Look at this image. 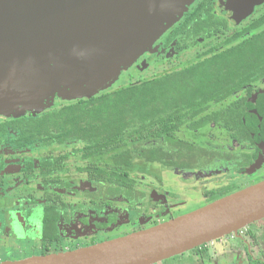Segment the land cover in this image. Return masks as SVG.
I'll list each match as a JSON object with an SVG mask.
<instances>
[{
    "label": "flooded vegetation",
    "instance_id": "af4514ba",
    "mask_svg": "<svg viewBox=\"0 0 264 264\" xmlns=\"http://www.w3.org/2000/svg\"><path fill=\"white\" fill-rule=\"evenodd\" d=\"M241 15L230 0H196L145 55L157 71L150 79L181 81L190 98L180 97L189 101L179 114L157 112L135 169H113V152L88 150L84 134L62 142L61 123L46 127L45 114L86 99L0 114V264L149 230L264 182V50L255 46L264 44V3ZM123 143L115 153L127 152V135ZM156 264H264V219Z\"/></svg>",
    "mask_w": 264,
    "mask_h": 264
},
{
    "label": "water",
    "instance_id": "95a60500",
    "mask_svg": "<svg viewBox=\"0 0 264 264\" xmlns=\"http://www.w3.org/2000/svg\"><path fill=\"white\" fill-rule=\"evenodd\" d=\"M194 0H0V111L36 115L92 97L180 21ZM264 0H230L246 17ZM264 219V182L149 230L2 264H156Z\"/></svg>",
    "mask_w": 264,
    "mask_h": 264
},
{
    "label": "trees",
    "instance_id": "16d2710c",
    "mask_svg": "<svg viewBox=\"0 0 264 264\" xmlns=\"http://www.w3.org/2000/svg\"><path fill=\"white\" fill-rule=\"evenodd\" d=\"M255 46L264 50V44L261 42L257 41ZM259 58L260 55L254 57L257 66L261 65ZM205 80L204 83L207 84ZM187 91V86L181 81L175 82L171 78L160 81L150 79L51 111L42 119L51 123L47 128L58 130L59 123L65 127L61 141L84 134L88 150L106 148L103 155L113 152V169L121 168L122 164L126 163L127 168L132 170L135 169L133 162L139 154L136 145L153 138V123L157 112L167 115L183 112L178 107L188 103V99L180 98H190L189 94H186ZM126 135L129 144L127 152L115 153L124 144ZM161 136L169 139V136ZM152 154L153 152H150V155ZM153 160L152 157L149 162ZM113 176L116 177V174Z\"/></svg>",
    "mask_w": 264,
    "mask_h": 264
},
{
    "label": "rangeland",
    "instance_id": "374dc122",
    "mask_svg": "<svg viewBox=\"0 0 264 264\" xmlns=\"http://www.w3.org/2000/svg\"><path fill=\"white\" fill-rule=\"evenodd\" d=\"M195 1L196 0H194V2ZM190 6H189V8H190ZM189 8H188V10H189ZM156 42L157 41H155V43ZM155 43L152 45L151 48H148L135 61H133L126 69H124V71L118 76V78L115 81H113L111 84L107 85L105 88L101 89L100 92H98L97 94L93 95L92 97L97 96V95H101V94H104V93H107L109 91L112 92L114 90L120 89L121 87L128 86V85H131V84H134V83H138V82H141V81H144V80L153 78L156 75L157 71L153 68L152 64H150V66L149 65L148 66H144L143 64L146 63V61H142V60L144 58H146L147 54H152L154 52V49H155L154 48V45H155ZM190 56H191V58H194L195 53L192 52L190 54ZM183 60H188V59L187 58H184ZM89 98H91V97L88 96V97L70 98V97L56 96L54 99H52L53 101L50 104H46V106L42 110L37 111L36 114H40V113H43L45 111H49V110L55 109L56 108V105H57V103H58L59 100H61L63 102H68V101H76V100H80V99H89ZM59 105H62V102H60L57 106H59ZM0 114L5 115V116H14V117H21V116L27 115V113L26 114L25 113H23V114H17V113L10 114V113L3 112V111H0ZM28 114H30V113H28ZM161 176H162L163 182L166 183L164 185V187L166 189L168 187H170V185L172 186V188H174V186L170 182V180L172 178L170 175H168L167 173H162ZM257 177H259V176H257ZM177 182H179V181H177ZM145 183H149L151 185L154 184L153 180H151V179H146L145 180ZM184 186L185 185H181L180 184L178 186V188H176V190L179 193L183 194V192H184L183 191L184 190L183 189ZM187 193H188L187 194V197H185L187 199H189L191 196H199V195L196 194V192H187ZM194 194H196V195H194ZM181 199H184V198L181 197Z\"/></svg>",
    "mask_w": 264,
    "mask_h": 264
}]
</instances>
